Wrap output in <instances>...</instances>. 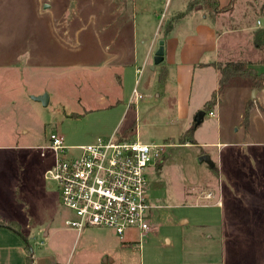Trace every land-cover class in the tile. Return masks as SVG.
<instances>
[{"label": "rangeland", "instance_id": "374dc122", "mask_svg": "<svg viewBox=\"0 0 264 264\" xmlns=\"http://www.w3.org/2000/svg\"><path fill=\"white\" fill-rule=\"evenodd\" d=\"M175 2L161 6V21H173ZM133 6L132 0H0V213L29 227L28 255L34 252L41 263L102 264L108 256L113 261L107 264H264L263 86L250 101L259 107L248 125L239 118L240 99L230 102L239 93H225L221 121L204 115L192 137L207 144L197 145L189 119L175 123L162 100H131L133 88L148 83L152 89L157 82L146 64L134 73L126 62L134 29L142 63L141 37L149 39L156 28L141 33L139 11L138 25L129 27L140 8ZM242 85L253 84L244 75L227 88ZM46 92L43 105L35 97ZM138 101L142 106L130 109ZM51 131L62 132L71 146L112 132L166 144L148 174L155 203L151 230L127 231L121 240L111 229L88 227L77 234L68 226L71 211L60 202L57 182L45 177L53 161L46 148ZM203 153L214 168L199 162Z\"/></svg>", "mask_w": 264, "mask_h": 264}, {"label": "crops", "instance_id": "0c3cea01", "mask_svg": "<svg viewBox=\"0 0 264 264\" xmlns=\"http://www.w3.org/2000/svg\"><path fill=\"white\" fill-rule=\"evenodd\" d=\"M140 1L132 0V6L140 8L133 10L129 27L138 25L139 15L137 13L140 12V17H142L140 19V32L146 31L145 29L149 27L153 29L155 25L156 28L153 33L149 32L151 35L149 39L141 35L140 44L146 46V55L142 59V63L138 59L139 46H137V39H139L140 34L139 30L134 29V41L131 46L129 45L131 57L126 62L131 67V72L144 71L145 64L154 72L153 76L156 77L157 81L154 88L150 89L148 83L140 91L136 88L138 92L143 94L144 98L146 97L145 100H162V110L171 109L172 114L176 116V118H173L175 123L178 120H183V118L189 119V127L187 128L189 129L196 123V121L190 120V117H194L200 110L205 111V116L206 114L211 116L210 112H214V116L217 115L220 120L219 114L222 115L224 110V105H222L224 94L230 92L237 95L239 93V97H232L230 102L240 99L237 102L240 105L238 108L240 111L239 118L243 120V125L245 120H247V125L251 123L249 119L251 110H255L254 116H256V108L259 107L256 104L257 102L253 106L250 104V101L254 100L257 92H259L253 85L246 86L245 89L243 85L241 86L243 88L229 89L227 84L217 92L216 102L211 109L205 110L204 104L211 99L213 92L218 89L220 81L219 63H225L228 60H246L255 67L259 64L264 65L261 62L262 51L257 49L254 42L256 31L258 28L264 27V18L259 17L261 14L264 15V0H236L231 8L211 13L205 12L201 3L189 9V3L192 0H154L153 4ZM174 2L176 5L172 8L173 21L170 23L161 21L165 16L159 10L161 6L168 3V6H170ZM229 2L230 0H219V8L226 7ZM159 13L162 14L160 20ZM119 34L120 32L116 34V37ZM160 41H163L164 57L162 62L155 64L152 58L160 46ZM150 58L153 64H150ZM161 73L165 76L164 80H162ZM262 89L264 91V86ZM132 91L130 96L133 94ZM251 91L254 95L250 98ZM241 92L243 96H241ZM249 104L252 107L250 106L248 115L245 116ZM139 106L142 105L138 101L136 107H130V109H136ZM199 125L198 123L197 127ZM113 133H110V135ZM195 141L197 145L207 144L202 141L198 142L196 139ZM255 141H248V143L246 141V143L249 145L259 144L258 141ZM230 144L232 145L231 141L224 143L225 148H228ZM222 150L220 151L221 154L223 153ZM225 152L228 153L227 150ZM10 190L13 193V190ZM0 219L5 221L0 223V264H28L29 255L26 251L24 237L29 240L31 236L29 227L25 228L21 221L10 218L3 213H0ZM9 223H13V225ZM50 232L51 227L49 225L44 233L45 236L50 235ZM33 255L34 252L31 253L30 257L32 258ZM33 261H35V264H48V262L41 263L37 255L32 258ZM112 261L111 258L109 262ZM50 264L60 263L50 262ZM102 264L105 263L102 261Z\"/></svg>", "mask_w": 264, "mask_h": 264}, {"label": "built area", "instance_id": "2783aa9c", "mask_svg": "<svg viewBox=\"0 0 264 264\" xmlns=\"http://www.w3.org/2000/svg\"><path fill=\"white\" fill-rule=\"evenodd\" d=\"M132 93V101L143 97L136 87ZM116 134L75 146L67 145L60 131L48 136L46 148L53 161L45 177L57 182L60 202L71 211L66 224L77 234L102 227L124 240L127 231L143 234L152 228L155 203L150 199L148 174L150 165L162 159L166 144ZM205 198L211 199L212 193Z\"/></svg>", "mask_w": 264, "mask_h": 264}, {"label": "trees", "instance_id": "16d2710c", "mask_svg": "<svg viewBox=\"0 0 264 264\" xmlns=\"http://www.w3.org/2000/svg\"><path fill=\"white\" fill-rule=\"evenodd\" d=\"M236 0H230L229 4L226 7L219 8V0H192L189 3V9H192L197 2L201 3L203 5V8L205 12L211 13V12H219V11H225L227 8H231ZM257 1V0H253ZM254 42L256 43L257 49H260L262 51V60L261 62L264 64V27L258 28V30L255 33ZM219 74H220V81L219 86L216 91L213 92V95L211 99L205 102V110L211 109L213 107V104L216 102L217 98V92L223 89L232 79L238 77V76H248L255 88H259V86H264V69L257 70V68L251 64V62L246 60H228V62L225 63H219L218 64ZM162 80H164V74L161 73ZM251 104V103H250ZM248 105L245 111V116L248 115L250 106ZM197 128L196 123L193 124L188 131L191 134L195 132V129ZM192 140L194 138L192 137ZM195 141V140H194ZM4 220L0 219V223H4ZM10 225H13V223H9ZM26 251L31 252L29 247L26 245ZM28 264H32V258L28 256Z\"/></svg>", "mask_w": 264, "mask_h": 264}, {"label": "water", "instance_id": "95a60500", "mask_svg": "<svg viewBox=\"0 0 264 264\" xmlns=\"http://www.w3.org/2000/svg\"><path fill=\"white\" fill-rule=\"evenodd\" d=\"M159 45H160L159 48L157 49V51L155 52V54L153 56V61L155 62V64H158V63L162 62L163 57H164L163 41H160ZM49 97H50V95L46 92V93H43L41 96L35 97V99L40 101L43 105H47L48 102H49ZM204 114H205L204 110L198 111V113H197V115L195 117L196 125H198L199 121L204 116ZM203 161H205L210 168H214L215 167V162L212 160V158H211V156L209 154H202L199 157V162H203ZM6 226L10 227L9 225H6ZM24 241L26 242V245L29 247L30 251L32 252V250H31L32 248H31V246L29 244V240L24 237ZM110 260H111V258L108 257V256H105L102 259L103 263H105V264L109 263Z\"/></svg>", "mask_w": 264, "mask_h": 264}]
</instances>
